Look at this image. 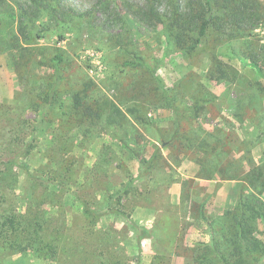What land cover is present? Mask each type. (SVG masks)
<instances>
[{
    "label": "rangeland",
    "instance_id": "obj_1",
    "mask_svg": "<svg viewBox=\"0 0 264 264\" xmlns=\"http://www.w3.org/2000/svg\"><path fill=\"white\" fill-rule=\"evenodd\" d=\"M244 198L264 203V0H0V213L57 248L0 241V264H188Z\"/></svg>",
    "mask_w": 264,
    "mask_h": 264
},
{
    "label": "trees",
    "instance_id": "obj_2",
    "mask_svg": "<svg viewBox=\"0 0 264 264\" xmlns=\"http://www.w3.org/2000/svg\"><path fill=\"white\" fill-rule=\"evenodd\" d=\"M240 11V8H235L234 17L242 20L238 14ZM194 14L188 17L184 14L177 13L174 16V20L170 23L172 31L181 33L177 36L182 35L186 31L190 20L193 19L192 16ZM196 15L199 16L200 20L202 19V22L198 31L199 37L195 39L192 48L199 43L200 37L204 35L208 24L203 10L202 12H198V14L196 13ZM55 58L54 63L57 65L61 61V56L57 55ZM125 64L137 67L144 65L145 62L141 56H135L133 59L126 61ZM75 101V105L81 103L78 96H75ZM157 150L155 148V152ZM84 211L87 215L94 213L86 205ZM115 212L120 213L121 210L115 209ZM229 218L232 221L231 231L221 234V232L216 230V232L212 233L210 239L203 242L202 251L200 250L197 253L193 252L188 264H206L213 256L221 264H259L260 253L264 249V239L259 238L255 233L259 229L257 227L258 224L259 226L260 224L264 225V203L259 201L256 205L251 200H246V198L243 200L240 199L235 209L227 210L220 220L222 222H228ZM39 229H42V226L38 222L25 223L17 214L0 213V241L5 247L19 252H24L29 247H34L35 251L42 257H54L57 253L56 246L52 242H46L41 237L42 235ZM181 244L179 241L177 246L179 247ZM224 245H226L227 251L221 248Z\"/></svg>",
    "mask_w": 264,
    "mask_h": 264
}]
</instances>
